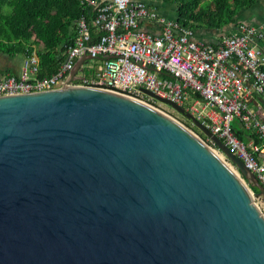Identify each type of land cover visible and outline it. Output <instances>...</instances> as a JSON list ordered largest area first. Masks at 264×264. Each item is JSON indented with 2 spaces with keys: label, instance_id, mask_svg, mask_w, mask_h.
Instances as JSON below:
<instances>
[{
  "label": "water",
  "instance_id": "95a60500",
  "mask_svg": "<svg viewBox=\"0 0 264 264\" xmlns=\"http://www.w3.org/2000/svg\"><path fill=\"white\" fill-rule=\"evenodd\" d=\"M0 96V264H264V186L211 139L122 93Z\"/></svg>",
  "mask_w": 264,
  "mask_h": 264
},
{
  "label": "built area",
  "instance_id": "2783aa9c",
  "mask_svg": "<svg viewBox=\"0 0 264 264\" xmlns=\"http://www.w3.org/2000/svg\"><path fill=\"white\" fill-rule=\"evenodd\" d=\"M81 2L90 7L92 16L77 22V38L60 70L51 77L38 78L39 59L33 53L18 76L0 72V96L60 88L67 84L76 62L88 55L90 59L81 66L74 85L122 93L176 113L143 90L169 99L201 121L264 186V162L257 157L264 154V119L251 106L254 97L264 103V29L239 24L217 44H206L194 39L192 29L160 14L144 0ZM236 120L257 134L263 145L250 149L240 141L233 130ZM203 137L243 178L217 145ZM254 197L264 210V201Z\"/></svg>",
  "mask_w": 264,
  "mask_h": 264
},
{
  "label": "trees",
  "instance_id": "16d2710c",
  "mask_svg": "<svg viewBox=\"0 0 264 264\" xmlns=\"http://www.w3.org/2000/svg\"><path fill=\"white\" fill-rule=\"evenodd\" d=\"M163 1L174 6L176 19L184 27L194 32L208 29L228 34L239 24H245L238 22V14L261 0ZM91 16L90 7L81 0H0V55L26 59L36 53L37 77H51L60 70L68 48L75 43L77 22L83 17L90 20ZM233 130L244 144L251 138L255 145H263V140L246 130L239 120L234 121Z\"/></svg>",
  "mask_w": 264,
  "mask_h": 264
},
{
  "label": "crops",
  "instance_id": "0c3cea01",
  "mask_svg": "<svg viewBox=\"0 0 264 264\" xmlns=\"http://www.w3.org/2000/svg\"><path fill=\"white\" fill-rule=\"evenodd\" d=\"M107 0H98V2H104ZM149 6L157 10L160 14L176 19L177 14L175 8L169 6L161 5L157 1L144 0ZM264 0L259 1L252 8L244 9L238 14V22H243L245 24L262 27L264 29ZM151 30H154L152 27L148 26ZM225 35L224 32L217 30H208V29H198L194 32V39L199 42L206 44H217L220 39ZM25 58L15 57L10 58L4 55H0V72L4 74H11L18 76L24 64ZM252 108L258 113L259 117L264 119V103L259 97H254L251 104ZM247 146L251 149L255 144L254 140L251 138L247 139ZM259 159L264 162V154H259ZM255 188H252L254 191ZM256 194V193H255Z\"/></svg>",
  "mask_w": 264,
  "mask_h": 264
},
{
  "label": "rangeland",
  "instance_id": "374dc122",
  "mask_svg": "<svg viewBox=\"0 0 264 264\" xmlns=\"http://www.w3.org/2000/svg\"><path fill=\"white\" fill-rule=\"evenodd\" d=\"M152 2L157 1L158 3H161V5H165L166 7L169 6L171 8H174L173 5H167L164 3L163 0H150ZM264 5V2H263ZM226 35V34H225ZM153 107L159 111H161L162 113H165L169 116H171L172 118H174L175 120H177L180 124H182L184 127H186L189 131H191L192 133H194L196 136L198 137H203L204 135L200 132V130H198L191 121L187 120L185 117H183L182 115L178 114L177 112H173L170 110H167L163 107H160L159 105H153ZM204 138V137H203ZM235 169V168H234ZM238 169V168H237ZM236 170V169H235ZM256 195V194H255Z\"/></svg>",
  "mask_w": 264,
  "mask_h": 264
}]
</instances>
